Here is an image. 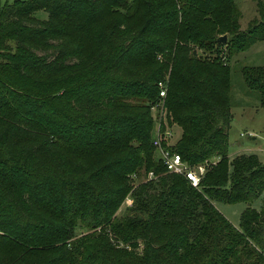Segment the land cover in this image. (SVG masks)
Returning a JSON list of instances; mask_svg holds the SVG:
<instances>
[{
  "label": "trees",
  "instance_id": "trees-1",
  "mask_svg": "<svg viewBox=\"0 0 264 264\" xmlns=\"http://www.w3.org/2000/svg\"><path fill=\"white\" fill-rule=\"evenodd\" d=\"M239 16L233 0L0 9V264H264V196L238 228L212 204L264 191L255 155L227 158L229 60L264 40V22L239 32ZM240 72L264 108V68ZM156 104L179 129L170 152L218 159L196 188L156 158Z\"/></svg>",
  "mask_w": 264,
  "mask_h": 264
},
{
  "label": "rangeland",
  "instance_id": "rangeland-1",
  "mask_svg": "<svg viewBox=\"0 0 264 264\" xmlns=\"http://www.w3.org/2000/svg\"><path fill=\"white\" fill-rule=\"evenodd\" d=\"M14 1L24 0H0V9ZM233 2L240 15L238 19L239 32L246 31L251 24L264 22L256 5L257 2L264 5V0H233ZM45 16L42 11L34 14V17L39 19H45ZM245 67L264 68V40L254 43L247 50L233 55L229 60L232 120L226 132L227 158L230 160L231 157H234L232 154L239 149L242 150L239 154H253L264 165V108L259 106L258 94L248 90L243 83L240 71ZM178 136L179 129L173 128L169 143L171 146L175 144ZM263 196L264 191L258 198L249 202L224 203L214 200L212 204L226 220L238 228L240 212L245 207L260 209ZM125 199L116 212L117 216H121L124 210L131 205V199L128 204ZM139 250L140 247L136 249V251Z\"/></svg>",
  "mask_w": 264,
  "mask_h": 264
},
{
  "label": "built area",
  "instance_id": "built-area-1",
  "mask_svg": "<svg viewBox=\"0 0 264 264\" xmlns=\"http://www.w3.org/2000/svg\"><path fill=\"white\" fill-rule=\"evenodd\" d=\"M158 97L163 98L165 94V85L161 82L157 83ZM153 120L151 144L155 149L156 158L160 161L165 172L172 175L183 177L192 187L196 188L203 176L205 170L214 165L218 159L204 160L202 163L188 166L181 161L179 155L168 150L171 146L172 130L169 129L164 122V115L160 104H156L150 108ZM127 204L130 199L126 198Z\"/></svg>",
  "mask_w": 264,
  "mask_h": 264
},
{
  "label": "water",
  "instance_id": "water-1",
  "mask_svg": "<svg viewBox=\"0 0 264 264\" xmlns=\"http://www.w3.org/2000/svg\"><path fill=\"white\" fill-rule=\"evenodd\" d=\"M217 43L224 44L225 43V36L222 35L216 39Z\"/></svg>",
  "mask_w": 264,
  "mask_h": 264
},
{
  "label": "crops",
  "instance_id": "crops-1",
  "mask_svg": "<svg viewBox=\"0 0 264 264\" xmlns=\"http://www.w3.org/2000/svg\"><path fill=\"white\" fill-rule=\"evenodd\" d=\"M231 115H232V114H231ZM240 151H242V150H239V149H238L237 151H235V152L232 154V156L239 155V152H240ZM227 157H228V156H227ZM231 158H233V157H231Z\"/></svg>",
  "mask_w": 264,
  "mask_h": 264
}]
</instances>
